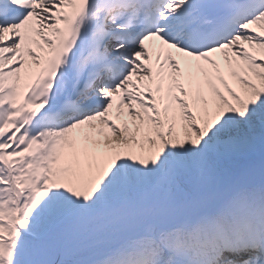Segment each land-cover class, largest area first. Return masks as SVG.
<instances>
[{"label": "snow or ice", "instance_id": "obj_1", "mask_svg": "<svg viewBox=\"0 0 264 264\" xmlns=\"http://www.w3.org/2000/svg\"><path fill=\"white\" fill-rule=\"evenodd\" d=\"M0 264H264V0H0Z\"/></svg>", "mask_w": 264, "mask_h": 264}]
</instances>
